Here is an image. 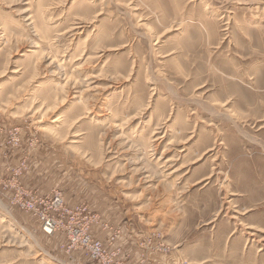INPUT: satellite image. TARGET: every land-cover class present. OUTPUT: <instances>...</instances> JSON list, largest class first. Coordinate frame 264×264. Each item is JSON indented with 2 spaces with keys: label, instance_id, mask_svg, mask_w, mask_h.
I'll return each instance as SVG.
<instances>
[{
  "label": "rangeland",
  "instance_id": "1",
  "mask_svg": "<svg viewBox=\"0 0 264 264\" xmlns=\"http://www.w3.org/2000/svg\"><path fill=\"white\" fill-rule=\"evenodd\" d=\"M0 264H264V0H0Z\"/></svg>",
  "mask_w": 264,
  "mask_h": 264
}]
</instances>
